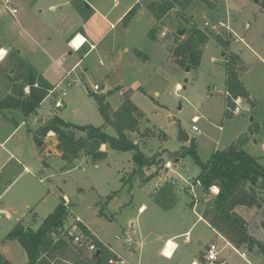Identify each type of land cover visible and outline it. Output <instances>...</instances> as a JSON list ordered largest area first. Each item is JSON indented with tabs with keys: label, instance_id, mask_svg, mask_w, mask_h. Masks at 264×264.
Segmentation results:
<instances>
[{
	"label": "rangeland",
	"instance_id": "obj_1",
	"mask_svg": "<svg viewBox=\"0 0 264 264\" xmlns=\"http://www.w3.org/2000/svg\"><path fill=\"white\" fill-rule=\"evenodd\" d=\"M152 1L0 0V47L22 50L52 86L30 117L20 109H0V252L12 264H27V255L18 241L6 240L9 233L19 222L38 228L63 196L70 207L66 227L71 225L74 230V225L80 226L78 219L118 254L120 264H192L200 261L212 243L217 244L222 263L264 264L259 248L242 249V257L203 219L212 208L215 192L212 189L206 194L196 183L201 168L193 156L178 161L167 157L169 152L190 146L191 141H181L184 131L194 140L200 163H207L216 151L242 138L244 149L264 166V130L254 135L250 132L252 118L264 126V62L256 57L264 59V11L255 0H221L215 10L195 2L187 11L192 23L214 32L205 22L219 25L229 15L232 27L251 48L235 39L223 46L212 38L204 47L200 66L188 71L174 62L168 50L185 38L186 32H179L186 30L187 24L176 22L178 11L173 10L157 26V39L151 38L149 33L157 25L148 8ZM136 4L140 5L136 15L125 25L123 18ZM87 29L97 38L92 41L94 48L88 43L73 52L62 44L70 32L86 33ZM81 42L79 37L75 45ZM48 48L50 55L46 54ZM228 51L244 60L247 70L242 80L256 102L251 108L241 99L239 116L226 115L223 54ZM14 59L12 51L0 66V104L15 95L27 96L31 90L16 85L19 72L13 71ZM95 85L100 87V96L117 88L132 89L133 102L146 115L144 126L167 135L165 142L159 137L132 136L148 156L161 154L169 161L164 168L144 169V177L159 171L149 182L142 183L140 178L122 181L136 168L133 154L108 147L106 161L93 164L82 157L72 169H65L54 134L45 141L43 158L49 166L42 164L29 135L42 121L59 116L76 125H105L99 104L91 96ZM106 100L117 110L121 92ZM193 125L200 132L193 131ZM107 132L114 135L110 127ZM237 212L249 223L252 235L264 242V202L252 209L239 207ZM168 239L178 244L175 253L173 241L164 247ZM163 247L164 254L172 258L161 254Z\"/></svg>",
	"mask_w": 264,
	"mask_h": 264
},
{
	"label": "trees",
	"instance_id": "obj_2",
	"mask_svg": "<svg viewBox=\"0 0 264 264\" xmlns=\"http://www.w3.org/2000/svg\"><path fill=\"white\" fill-rule=\"evenodd\" d=\"M221 0H155L149 3L148 8L157 22L149 36L157 39L158 27L164 19L173 11H178L176 18L178 23L187 24L185 38L168 47L169 53L174 62L188 71L200 66L204 47L214 38L223 46L228 44L218 34L212 31L202 30L187 15L188 9L195 3H202L207 9L215 10ZM257 1L264 11V0ZM139 4H136L123 18L122 22L128 25L136 15ZM180 19V20H178ZM177 23V24H178ZM158 26V27H157ZM16 70L19 72L15 78L19 81L16 85L31 88L29 94L15 95L5 103L0 104L1 108L20 109L24 116L30 117L35 114L38 107L49 95L52 86L40 76L37 71L28 65L18 52L14 53ZM226 57V115L230 114L229 108H234L235 99H244L253 108L255 100L245 86L242 75L247 70L245 62L240 55L233 52H225ZM31 77L30 81H26ZM23 89V88H22ZM121 92V105L113 110L107 102V96ZM102 95V94H101ZM26 96V99H23ZM92 98L99 104V110L104 118L105 125L95 127L90 124L76 125L65 121L59 116H54L41 124L40 128L32 133V139L39 153L44 166L49 163L43 158L45 141L50 133H54L58 142V150L61 151V159L65 161V169H72L74 162L82 157L89 158L93 164L104 162L109 155L103 147L106 146L116 152H132L133 162L136 168L131 172L130 178H122L128 182L140 178L142 183L149 182L158 176V170L149 177H144V169L153 167L164 168L168 159L180 160L188 155L200 164L201 172L196 178L203 191L209 194L212 188H218L215 194L212 208L207 211L203 219L230 243L235 249L241 252L242 249L254 250L259 248L264 255V242L252 235L249 223L237 212L239 207L252 209L260 207L264 202V166L256 158L251 156L245 149V140L239 138L232 145L223 151H216L207 163H200L196 152L194 140H190V146L177 152L167 153L166 159L161 154L148 156L141 148V144L132 139L133 135L143 137H159L164 142L168 137L166 134H157L156 127H145L146 115L140 107L133 102V90H122L117 88L108 91L106 94L92 92ZM145 120V123H144ZM110 127L114 135L107 132ZM264 126L254 118L251 119L250 132L252 135L261 133ZM160 170V169H159ZM110 198V197H109ZM70 215V207L64 197L53 213L44 219L38 228H33L23 222H19L9 233L6 240L18 241L27 255V264H110V260L119 262V256L111 248L102 243L85 225L78 222L82 239L78 242L75 237L69 234L70 227H66ZM262 226L264 228V219ZM94 246V250L90 247ZM200 264H207L204 255L199 258ZM0 264H12L0 252ZM215 264H228L218 261Z\"/></svg>",
	"mask_w": 264,
	"mask_h": 264
},
{
	"label": "built area",
	"instance_id": "obj_3",
	"mask_svg": "<svg viewBox=\"0 0 264 264\" xmlns=\"http://www.w3.org/2000/svg\"><path fill=\"white\" fill-rule=\"evenodd\" d=\"M7 4H9V1H6ZM205 26L206 27H212L213 31L215 33H217L218 35H220L221 37H223V39L227 42H230L232 39H235V42H241V43H245L244 38L240 37L237 32L234 30V28L232 27L231 24V19L230 16H227L226 21L224 22H220L219 25H211V23L209 21L205 22ZM222 31H221V30ZM78 36H75L71 41H70V45L72 47V49H74L75 51H79L81 49V47L84 44V41L81 42L79 45H75V41L77 40ZM100 90V87L98 85H95L94 87V91L95 93H97ZM227 92H226V96H227ZM241 99H235L234 103L235 106L234 108H229L230 112H232L234 115L239 116L240 115V108H239V104H240ZM198 118L195 117L193 122L197 123ZM193 131H197L200 132V130L198 129L197 126L193 125L192 127ZM168 166V165H167ZM170 167V166H169ZM1 173V171H0ZM215 188V187H214ZM212 188V189H214ZM78 222H80L78 219H76ZM77 225H74V230L70 229L69 230V234L73 235L75 237V241L78 242L82 239V235H78V233H76V229H77ZM72 228V227H71ZM222 237V236H221ZM223 238V237H222ZM166 246V245H165ZM94 246L90 247V250H94ZM163 256L167 257L164 252H162ZM204 259L206 261L207 264H215L216 262L220 261L219 259V252H218V247L216 243H212L210 244L206 250L204 251ZM110 264H116L117 262H115L114 260H110L109 262Z\"/></svg>",
	"mask_w": 264,
	"mask_h": 264
},
{
	"label": "crops",
	"instance_id": "obj_4",
	"mask_svg": "<svg viewBox=\"0 0 264 264\" xmlns=\"http://www.w3.org/2000/svg\"><path fill=\"white\" fill-rule=\"evenodd\" d=\"M257 2V1H256ZM258 3V2H257ZM235 24L236 23H234V26H235ZM247 28H248V26H247ZM235 29V28H234ZM235 31H236V29H235ZM238 34V33H237ZM93 34H92V31H91V29H87L86 30V33H81V32H76V33H73V32H70L69 34H68V36H67V38H66V40H61V42H62V44L63 43H65V45H67V47L69 48V49H71L73 52H77V51H75L74 49H72V47H71V45H70V41L75 37V36H78V38L79 37H81L82 38V42L84 41V44H83V46L84 45H87L88 43H90V45H91V48H94L95 47V44L92 42L93 40H97V38L96 37H94V36H92ZM239 35V34H238ZM240 36V35H239ZM241 37V36H240ZM77 38V39H78ZM243 38V37H242ZM244 40H245V43H243L246 47H248V48H251L250 47V45L246 42V39L244 38ZM77 41V40H76ZM82 46V47H83ZM52 47H53V45H52ZM81 47V48H82ZM91 48L89 49V52H90V50H91ZM14 52V53H16V52H18V54H19V56H21V58H23L24 60H25V62L28 64V65H30L31 67H33L36 71H37V69L34 67V66H36L35 64H30L29 63V58H26L24 55H23V52H22V50H16V48H14V50H7L6 48H4V47H0V66H1V64H3L6 60H7V58H8V56H9V54H11V52ZM50 52H51V50H49V48H48V50H47V52H46V54H49L50 55ZM52 53V52H51ZM69 53V55H74V54H72V52L71 51H69L68 52ZM224 55V54H223ZM258 55V54H257ZM256 56V55H255ZM241 57V56H240ZM261 62H264V59L260 56V55H258V56H256ZM242 59V58H241ZM243 60V59H242ZM244 61V60H243ZM60 63L62 64L63 63V61H60ZM76 65H73L72 66V69L75 67ZM37 73L39 74V72L37 71ZM40 76H42V77H44L43 75H41V74H39ZM45 78V77H44ZM245 84V83H244ZM246 86V85H245ZM178 87L179 88H181V86L180 85H178ZM101 89H102V87H101ZM251 94V93H250ZM44 102V101H43ZM41 123H44L43 121L41 122ZM50 134H54V133H50ZM49 134V135H50ZM29 135H31V134H29ZM55 135V134H54ZM32 136V135H31ZM57 141V140H56ZM58 143V142H57ZM103 150H106V146H104V149ZM59 156V155H58ZM27 171H28V169H27ZM1 174V173H0ZM214 190V195L215 194H217L218 193V188H214L213 189ZM64 198H65V196H63ZM202 217L200 216V219H201ZM206 221V220H205ZM207 222V221H206ZM225 240V239H224ZM169 241H173V239H168L166 242H165V245L167 244V242H169ZM174 242V241H173ZM175 243V245H176V248L174 249V253L176 252V249H177V246H178V244L176 243V242H174ZM200 244H201V242H199ZM128 244V243H127ZM165 245H164V247H165ZM228 245L229 246H231L230 245V243L228 242ZM164 247L162 248V250H161V254H162V252H163V249H164ZM234 250H236L237 252H239L240 254H241V256L242 257H245V254H242L240 251H238L237 249H235L233 246H231ZM113 251V250H112ZM114 252V251H113ZM115 253V252H114ZM174 253H173V255H174ZM204 254V253H203ZM118 255V254H117ZM163 255V254H162ZM172 255V256H173ZM165 257V256H164ZM120 258V257H119ZM166 258H168V259H170V258H172V257H166ZM247 261L250 263V261L247 259ZM120 263H122V259L120 258V261L119 262H117L116 264H120ZM193 263H196V264H199V262H197V261H194Z\"/></svg>",
	"mask_w": 264,
	"mask_h": 264
},
{
	"label": "water",
	"instance_id": "obj_5",
	"mask_svg": "<svg viewBox=\"0 0 264 264\" xmlns=\"http://www.w3.org/2000/svg\"><path fill=\"white\" fill-rule=\"evenodd\" d=\"M3 14V10L0 8V16ZM186 32V30L180 31L179 34L180 35H184ZM102 89H104V86H102ZM181 141L184 143H189L190 142V136L185 133L184 131H181ZM61 152V151H60ZM252 251V250H250Z\"/></svg>",
	"mask_w": 264,
	"mask_h": 264
},
{
	"label": "bare ground",
	"instance_id": "obj_6",
	"mask_svg": "<svg viewBox=\"0 0 264 264\" xmlns=\"http://www.w3.org/2000/svg\"><path fill=\"white\" fill-rule=\"evenodd\" d=\"M75 42H76V41H75ZM75 42H74V43H75ZM192 264H196V263H192Z\"/></svg>",
	"mask_w": 264,
	"mask_h": 264
}]
</instances>
